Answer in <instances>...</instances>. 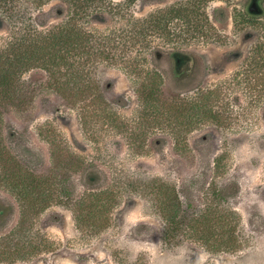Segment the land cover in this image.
<instances>
[{"label":"rangeland","instance_id":"rangeland-1","mask_svg":"<svg viewBox=\"0 0 264 264\" xmlns=\"http://www.w3.org/2000/svg\"><path fill=\"white\" fill-rule=\"evenodd\" d=\"M7 3L0 0V47L9 39V29L21 26L13 12L22 10L23 21L31 28L50 29L74 18L72 24L90 31L95 44L119 49L120 56L95 62L94 72L104 95L98 105L109 108L103 111L97 105L88 114L92 134L83 124L81 108L53 88L44 70L26 73L24 103L2 107L5 147L22 169L53 175V145L58 144L68 155L84 157L89 170L98 166L103 171V187L116 183L123 188L108 225L98 230L87 231L77 225L66 194L62 200L67 204L50 200L30 213L23 228L19 226L18 198L0 180V264H264V58L258 53L264 52V29L237 25L236 17L233 24L230 16L236 15L238 7L231 2L226 6L227 29L216 25L215 29L203 28V15L209 9H222L219 2ZM175 3L197 10L202 16L201 29L188 27L183 18L170 20L166 32L149 23ZM259 25L264 27V16ZM138 30L141 35H136ZM172 52L181 54L182 63L197 62L198 71L177 79ZM134 58L141 66L135 67ZM148 68L160 74L158 103L176 106L207 93L212 118L193 126L187 134L182 132V138L178 132L175 137V126L169 122L146 124L138 113L136 88L138 81L147 77ZM109 110L115 114L108 117ZM137 126L144 135L130 134ZM176 139L183 151L176 147ZM223 154L221 168L216 170L215 160ZM68 176L70 198L90 191L81 169ZM157 181L176 185L193 213L211 203L212 191L218 188L223 201L239 215L233 219L241 240L237 250L215 252L184 233L176 243L166 244L162 239L166 220L147 186ZM9 204L13 211L5 214L3 205ZM22 241L33 242V247L24 253L1 254L5 246L12 249L18 243L19 248Z\"/></svg>","mask_w":264,"mask_h":264},{"label":"trees","instance_id":"trees-1","mask_svg":"<svg viewBox=\"0 0 264 264\" xmlns=\"http://www.w3.org/2000/svg\"><path fill=\"white\" fill-rule=\"evenodd\" d=\"M4 2L6 4L7 0ZM173 12L178 16L173 15ZM194 12L189 5L179 4V7L173 8L168 15H161L158 12L149 23L166 32L172 19L183 18L188 27H193V20L198 18ZM13 16L22 24L15 29H9L10 37L0 47V180L5 186L10 187L18 198L21 215L20 227L26 226L24 224L29 220L30 213L34 209L45 207L50 200H60L67 204L66 200H62L67 195L70 205L74 208L77 225L87 231L98 230L108 225L109 214L119 203V189L123 187L116 183L103 187V171L98 166L89 170L85 165L84 157L79 155L72 157L73 155L70 156L58 148V144L53 145L52 154L56 166V172L53 175H35L22 169L4 145L2 107L8 104L18 106L23 104L24 75L33 69H42L49 76L53 88L74 107L81 108L83 119H85L83 124L87 132L92 134L93 129L89 126L88 114L96 109L97 100L103 99L104 96L99 79L94 72L95 62L97 59L99 61L115 60L120 56L117 51L119 49L114 51V48L109 45L95 44L94 36L90 31L79 29L75 22L72 24L74 18L66 24L55 25L50 29H39L31 28V25L23 21L26 18L22 10L14 11ZM136 32V35H141V31ZM258 53L264 58L262 49ZM152 54L156 53L152 52ZM170 54L175 63L173 68L181 74L180 79L192 77L198 71L197 62L195 64L182 63L179 53ZM132 62L135 67L141 66L137 58H134ZM159 78L160 74L157 71L148 68L147 77L138 81L139 87L136 88L140 96L138 113L145 123L147 122L146 124L152 121L160 123L161 120L169 122L170 126H175L173 129L175 137L178 132L179 138H182V132L187 134L193 126L195 128L198 123L212 118L210 94L207 93L200 94L195 99L183 100L176 106L174 103L170 105H166V102L158 103L162 84ZM80 100L81 103H79ZM82 103L85 104L82 105ZM98 106L102 107L100 104ZM108 106L102 107V110L106 111ZM111 114L115 112L107 111L108 117ZM130 134L141 136L145 132L137 126ZM175 143L178 150L183 151V146L180 145L178 139ZM224 158V154L217 157L214 164L216 170L221 168ZM80 169L90 191L87 192L86 189L80 198L73 197L75 199L73 202L74 199L69 197L70 178L68 175L70 171ZM147 186L156 195L158 206L166 220L162 234V239L166 244L176 243L177 237L181 236L179 234L184 233L215 252L237 250L241 240L237 236L233 219L239 215L228 205L227 201H223L218 188L212 191V202L193 213L185 206L176 185L170 186L163 181H157ZM3 207L6 208L5 214L13 211L11 204L7 207L3 205ZM1 212L0 210V214ZM22 242L19 248L18 243L14 244L12 249H10L11 246H5L1 254L13 255L18 251L24 253L33 247V242ZM12 261L14 262L15 259Z\"/></svg>","mask_w":264,"mask_h":264},{"label":"flooded vegetation","instance_id":"flooded-vegetation-1","mask_svg":"<svg viewBox=\"0 0 264 264\" xmlns=\"http://www.w3.org/2000/svg\"><path fill=\"white\" fill-rule=\"evenodd\" d=\"M148 1H156V2H207V3H213V2H219L222 4V9H209L205 12L204 17V29H215L213 25L217 26V29H227V10L226 6L229 2L235 3L234 5L238 7V11H236V15L230 16V20H232V23L234 24V17H236V24L237 25H245L246 28L251 29H264L263 26L259 25V19H261L264 16V0H148ZM179 7V3H175L174 5H171L170 7L159 11L161 15H168L173 8ZM195 13V12H194ZM175 16H178L177 13H172ZM195 15L198 16V18H195L193 20V28L196 29L198 26L199 29H201L200 24H202L200 17L201 14H199L196 10ZM166 17V16H165ZM236 26V25H235ZM180 54V53H179ZM181 55V54H180ZM176 78L180 79L181 74L180 72H176Z\"/></svg>","mask_w":264,"mask_h":264}]
</instances>
